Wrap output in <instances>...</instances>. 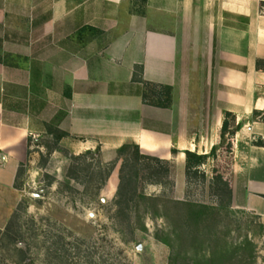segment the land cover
<instances>
[{"label": "crops", "instance_id": "1", "mask_svg": "<svg viewBox=\"0 0 264 264\" xmlns=\"http://www.w3.org/2000/svg\"><path fill=\"white\" fill-rule=\"evenodd\" d=\"M258 61L264 0H145L140 10L133 0H0V172L13 182L27 140L49 128L67 134L58 147L69 155L99 148L112 159L132 143L178 180L185 152L214 148L207 166L228 160L231 209L264 220ZM135 68L144 83L171 88L168 108L142 102Z\"/></svg>", "mask_w": 264, "mask_h": 264}, {"label": "rangeland", "instance_id": "2", "mask_svg": "<svg viewBox=\"0 0 264 264\" xmlns=\"http://www.w3.org/2000/svg\"><path fill=\"white\" fill-rule=\"evenodd\" d=\"M26 144L13 182L0 172V264H168L164 214L180 211L172 201L217 210L216 232L233 243L248 237L253 264H264V235L257 228L261 224L264 233V220L247 212L227 216L226 198L211 185L215 175L228 172L223 156L178 180L173 165H163L165 175L146 160L138 162L136 177L132 163L123 162L132 148L122 158L92 153L74 160L85 152H55L50 136Z\"/></svg>", "mask_w": 264, "mask_h": 264}, {"label": "trees", "instance_id": "3", "mask_svg": "<svg viewBox=\"0 0 264 264\" xmlns=\"http://www.w3.org/2000/svg\"><path fill=\"white\" fill-rule=\"evenodd\" d=\"M144 4L145 0H133V6H137L139 10ZM256 67L257 69L264 70V62L258 61ZM140 73V69H134L133 82H139L145 88L141 94L142 102L158 108H168L171 104V88L144 83L139 77ZM228 118L229 115H225L221 127V140L225 144L223 151L226 154L231 153L232 147L230 140L232 132L228 131ZM226 134L227 138H229L228 141L225 140ZM46 136L52 138L54 151H62L58 147V143L67 134L49 128ZM254 145L264 147V140H257L254 142ZM130 148L133 149L132 156L123 159V162H126V164L132 163L131 166L136 169V177L138 162L142 160L160 165L159 173L162 172L167 175L168 169L165 167L168 165L167 162L141 154L139 148L132 143L123 144L117 150V156L121 158L126 156ZM215 151L213 148L208 156L185 152V175L197 172L206 162L207 158L214 159L216 155ZM92 153L99 155L100 149L96 148L94 152L86 151L84 154L72 158L79 160ZM213 184L216 187L215 191L221 195L223 194L227 200L224 206L227 216L234 217L236 213H245V211H234L231 209V189L229 183L224 180L222 175H215L211 182V185ZM171 204L179 207L180 211L174 215L164 214L168 227L166 233L167 240L164 242L170 251L168 264H253L256 258L255 246L248 237H245L240 243H233L231 240L224 238L225 236H221L216 232L213 226L215 224L212 221H214V217L217 215L215 214L218 212L217 210L190 202L172 201ZM254 217L258 219L257 216ZM257 225L259 234L263 236V226L261 224ZM201 249L204 250L201 251ZM190 252L192 253L190 254Z\"/></svg>", "mask_w": 264, "mask_h": 264}]
</instances>
